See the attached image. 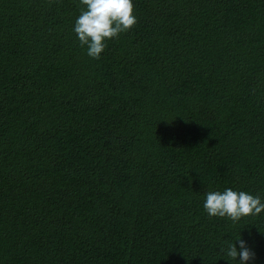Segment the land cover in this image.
<instances>
[{"label": "trees", "instance_id": "obj_1", "mask_svg": "<svg viewBox=\"0 0 264 264\" xmlns=\"http://www.w3.org/2000/svg\"><path fill=\"white\" fill-rule=\"evenodd\" d=\"M98 59L80 0H0V264H264V0H133ZM239 249V243L237 242Z\"/></svg>", "mask_w": 264, "mask_h": 264}, {"label": "clouds", "instance_id": "obj_2", "mask_svg": "<svg viewBox=\"0 0 264 264\" xmlns=\"http://www.w3.org/2000/svg\"><path fill=\"white\" fill-rule=\"evenodd\" d=\"M80 3L84 7L75 21L74 32L80 45L87 46V54L94 59H98L106 48V40L127 32L138 22L133 0H80ZM205 196L203 207L209 216L227 217L233 223L243 217L259 216L264 212L261 198L246 191L227 188L223 191H209ZM220 251L227 257L226 260L236 261L237 264H248L255 258V253L240 237Z\"/></svg>", "mask_w": 264, "mask_h": 264}]
</instances>
